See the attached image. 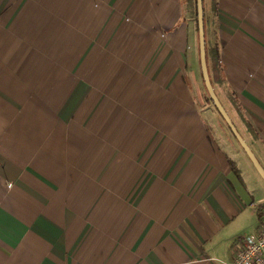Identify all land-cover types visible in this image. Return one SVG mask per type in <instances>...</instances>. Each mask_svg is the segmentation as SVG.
<instances>
[{"label": "crops", "instance_id": "0c3cea01", "mask_svg": "<svg viewBox=\"0 0 264 264\" xmlns=\"http://www.w3.org/2000/svg\"><path fill=\"white\" fill-rule=\"evenodd\" d=\"M208 1L210 84L264 171V0ZM199 86L183 0H0V264H232L264 185Z\"/></svg>", "mask_w": 264, "mask_h": 264}, {"label": "water", "instance_id": "95a60500", "mask_svg": "<svg viewBox=\"0 0 264 264\" xmlns=\"http://www.w3.org/2000/svg\"><path fill=\"white\" fill-rule=\"evenodd\" d=\"M195 15H196V31H197V51H198V64H199V71L200 77L202 80L203 88L207 95L208 100L216 110L217 114L233 136L234 140L243 151L245 156L247 157L248 161L250 162L251 166L259 176L260 180L264 185V171L259 165L258 161L247 147L245 142L239 136L237 131L235 130L234 126L232 125L230 119L228 118L226 112L222 108L221 104L219 103L211 84L209 82L205 58H204V32H203V13H202V0H195Z\"/></svg>", "mask_w": 264, "mask_h": 264}, {"label": "built area", "instance_id": "2783aa9c", "mask_svg": "<svg viewBox=\"0 0 264 264\" xmlns=\"http://www.w3.org/2000/svg\"><path fill=\"white\" fill-rule=\"evenodd\" d=\"M258 224L253 234L239 237L232 249V264H264V202L251 204Z\"/></svg>", "mask_w": 264, "mask_h": 264}, {"label": "rangeland", "instance_id": "374dc122", "mask_svg": "<svg viewBox=\"0 0 264 264\" xmlns=\"http://www.w3.org/2000/svg\"><path fill=\"white\" fill-rule=\"evenodd\" d=\"M208 0L202 1V8L204 7L205 12L208 16ZM194 63V71L196 74V78L198 73V66ZM198 79V78H197ZM202 82V80H201ZM203 85V84H202ZM200 93H201V105L199 106L198 114L201 117L204 124H206V127L208 131L211 134H214V137L216 138V141L220 143L221 145L224 144L223 136L220 135V128H225V125L223 124L221 118L217 114L216 110L212 106V104L209 102L207 95L204 91V88L202 86H199ZM250 167V166H249Z\"/></svg>", "mask_w": 264, "mask_h": 264}, {"label": "trees", "instance_id": "16d2710c", "mask_svg": "<svg viewBox=\"0 0 264 264\" xmlns=\"http://www.w3.org/2000/svg\"><path fill=\"white\" fill-rule=\"evenodd\" d=\"M211 2L214 5V0H211ZM183 6L185 7V11L188 14V17L193 20L195 30H196L195 0H183ZM202 13H203V32H204L205 19H204L203 8H202ZM204 58H205L207 74H208V70L210 71V69L211 71H215L218 69L219 61L217 59L218 57L216 54V50L212 48L208 49V47H206L205 41H204ZM209 82H210V79H209Z\"/></svg>", "mask_w": 264, "mask_h": 264}]
</instances>
